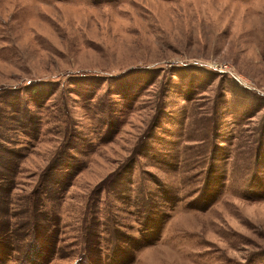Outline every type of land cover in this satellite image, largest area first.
Segmentation results:
<instances>
[{
    "label": "rangeland",
    "instance_id": "374dc122",
    "mask_svg": "<svg viewBox=\"0 0 264 264\" xmlns=\"http://www.w3.org/2000/svg\"><path fill=\"white\" fill-rule=\"evenodd\" d=\"M0 264H264V0H0Z\"/></svg>",
    "mask_w": 264,
    "mask_h": 264
},
{
    "label": "trees",
    "instance_id": "16d2710c",
    "mask_svg": "<svg viewBox=\"0 0 264 264\" xmlns=\"http://www.w3.org/2000/svg\"><path fill=\"white\" fill-rule=\"evenodd\" d=\"M85 229H87V228H85ZM88 230V229H87ZM35 237H36V234L34 235ZM88 258H89V255H88Z\"/></svg>",
    "mask_w": 264,
    "mask_h": 264
}]
</instances>
